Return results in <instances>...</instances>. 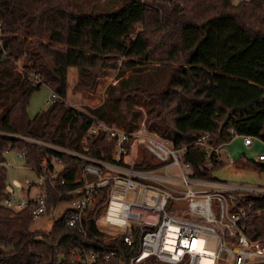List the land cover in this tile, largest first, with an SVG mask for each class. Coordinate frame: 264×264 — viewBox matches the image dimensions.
<instances>
[{
	"label": "trees",
	"instance_id": "16d2710c",
	"mask_svg": "<svg viewBox=\"0 0 264 264\" xmlns=\"http://www.w3.org/2000/svg\"><path fill=\"white\" fill-rule=\"evenodd\" d=\"M0 22L6 51L0 58V245L11 247L0 250V264H82L79 255L90 252L114 253L96 264H125L138 251L136 233L127 245L123 235L108 237L95 227L97 206L82 222L84 235L66 225L67 214L34 230L28 211L6 208L4 151L24 152L32 170L47 152L25 138L81 152L94 121L127 133L143 124L173 146H186L184 161L202 181H216L212 172L223 164L215 154L206 159L201 136L214 148L236 136L264 143V0H0ZM70 68L77 72L75 89L94 91L106 71L116 72V83L100 105L81 112L65 101ZM42 86L59 99L30 118L29 100ZM113 148L99 136L84 153L110 158ZM62 160L59 178L70 182L81 162ZM136 167L156 165L141 159ZM49 196L56 205V191ZM246 200L244 232L264 246V195Z\"/></svg>",
	"mask_w": 264,
	"mask_h": 264
},
{
	"label": "built area",
	"instance_id": "2783aa9c",
	"mask_svg": "<svg viewBox=\"0 0 264 264\" xmlns=\"http://www.w3.org/2000/svg\"><path fill=\"white\" fill-rule=\"evenodd\" d=\"M2 36L0 22L1 59L6 55ZM58 99L51 92L46 104L49 107ZM99 136L114 144L110 158L84 153L89 142ZM242 138L244 146L252 144L251 137ZM206 139L207 135L201 136L197 144L210 161L213 154L218 156L219 148L210 146ZM24 140L44 147L47 152L38 170L29 168L36 175L35 181L7 182L3 204L13 212L28 211L33 222L52 225L56 221L55 207L66 202L68 208L62 215L67 214L66 225L84 235L82 222L88 211L97 206L100 211L94 224L99 231L108 237L123 235L127 245L134 242V233L138 235V251L125 264H146L148 257L162 264H264V248L250 242L244 232L250 207L246 199L264 195V189L222 187L218 183L212 190L194 189L193 184L204 185V182L193 176L191 164L184 161L186 146H173L148 132L143 124L127 133L100 121L92 122L86 131L81 152L38 139ZM136 146L142 154L154 159L156 168L136 167L141 161L140 155L134 154ZM9 151H4V157ZM15 152L16 158L24 162L25 153ZM62 156L73 158L75 164L81 162L70 182L59 178L65 168ZM257 162L264 163V155L258 156ZM50 190L56 191L59 200L56 205L51 203ZM104 193L105 201L101 203ZM202 233L215 237V248L206 246ZM113 256L114 253L100 256L90 252L82 253L79 258L82 264H96L108 262Z\"/></svg>",
	"mask_w": 264,
	"mask_h": 264
},
{
	"label": "rangeland",
	"instance_id": "374dc122",
	"mask_svg": "<svg viewBox=\"0 0 264 264\" xmlns=\"http://www.w3.org/2000/svg\"><path fill=\"white\" fill-rule=\"evenodd\" d=\"M105 0H99L100 5ZM116 72L106 71L103 77L98 79V85L94 91H86L75 89L74 84L77 80V72L75 68H70L67 74V93L66 104L69 107H73L78 111L84 112L85 108H93L100 105L105 99V90L108 85L116 83ZM51 91L42 86L39 91L35 92L30 100L27 113L30 118L48 108L46 104L47 98L50 96ZM134 154L136 157L140 155L138 160L144 159L150 164H153L154 159L149 155L142 154L140 147L135 148ZM16 152L10 150L5 155L4 165L7 170V180H17L22 182L29 180L35 181V173L24 166L22 159L16 158ZM260 155H264V143L258 138H252V144L250 146L243 145V138L241 136L234 137L230 143L221 146L218 157L222 162V166L212 172V178L216 181L214 183L223 184L222 187H250V188H263L264 189V170H261L260 166H264V163L257 162V158ZM7 163L9 165H7ZM173 175L176 174L175 170H170ZM177 187V186H176ZM192 187L197 190L205 189V186L193 184ZM35 190H32V193ZM26 196V193H24ZM68 208L66 202H60L55 207V219H60L63 212ZM49 225L44 221L34 222L32 229H48ZM201 236L206 241V246L215 248V237L206 233H202ZM262 248L264 246L260 245ZM10 246L0 245L1 251H9Z\"/></svg>",
	"mask_w": 264,
	"mask_h": 264
},
{
	"label": "crops",
	"instance_id": "0c3cea01",
	"mask_svg": "<svg viewBox=\"0 0 264 264\" xmlns=\"http://www.w3.org/2000/svg\"><path fill=\"white\" fill-rule=\"evenodd\" d=\"M220 148H219V150H220ZM203 182H204L205 190H212V189L216 188L215 184H217V183H214L212 181H203Z\"/></svg>",
	"mask_w": 264,
	"mask_h": 264
},
{
	"label": "water",
	"instance_id": "95a60500",
	"mask_svg": "<svg viewBox=\"0 0 264 264\" xmlns=\"http://www.w3.org/2000/svg\"><path fill=\"white\" fill-rule=\"evenodd\" d=\"M226 122H227V118H226V119L224 120V122L222 123L221 128L226 124ZM62 260H63V257L60 256V257H59V263H60Z\"/></svg>",
	"mask_w": 264,
	"mask_h": 264
}]
</instances>
